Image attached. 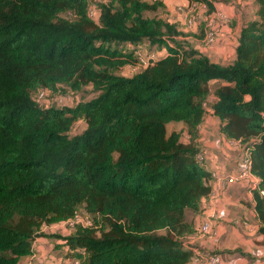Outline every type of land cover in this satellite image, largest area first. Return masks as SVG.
<instances>
[{"label": "trees", "instance_id": "obj_1", "mask_svg": "<svg viewBox=\"0 0 264 264\" xmlns=\"http://www.w3.org/2000/svg\"><path fill=\"white\" fill-rule=\"evenodd\" d=\"M188 1L204 8L203 38L215 0ZM252 1L223 64L179 38L191 34L180 21L149 15L164 0H0V264L32 255L37 237L62 238L67 264H188V215L211 192L195 141L205 104L250 156L264 234V0ZM159 48L149 65L121 72ZM86 86L98 94L74 106L35 99ZM79 120L84 130L70 135ZM80 209L91 224L43 229Z\"/></svg>", "mask_w": 264, "mask_h": 264}, {"label": "crops", "instance_id": "obj_2", "mask_svg": "<svg viewBox=\"0 0 264 264\" xmlns=\"http://www.w3.org/2000/svg\"><path fill=\"white\" fill-rule=\"evenodd\" d=\"M164 4L167 5V0H164ZM239 4L242 6L246 4L252 8L254 5L252 0L214 1L217 11H228L234 21H237L235 24L233 23L234 27L229 29L233 30L234 33L233 39L228 41L234 44L231 61L235 57L241 26L255 16V13L250 14L248 19L239 24V20H236L242 15L237 11ZM186 37L181 36L185 40ZM166 52L165 48H161L158 55H163ZM218 81L217 79L211 81L212 91L216 88ZM213 100H215V96L211 92L208 101ZM207 107L204 118L198 125L195 141L201 147L200 153L205 167L211 174V192L203 204L202 211L188 215V219L193 221L197 232L187 236L185 243L187 247L192 249L193 254L195 256L198 254L199 257L195 261L194 256L188 264H209L208 256L213 255V252L216 251L220 252L217 254L221 259L219 264H264V234L259 231L253 188L249 186L246 179L229 180L230 176L237 173V164L243 155L242 148L237 142L227 139L221 134L220 118L213 113L209 105ZM185 135L184 140L189 141L190 136L186 133ZM211 213L215 215L214 220L219 234L218 240L215 241L199 233L202 222L206 219L207 214ZM62 223L49 226L54 228L62 225ZM52 232L54 233V231ZM47 239L51 238L37 237L33 244V254L23 257L20 263L35 256L36 247L37 250L45 247L40 243H44ZM236 251H241L244 254Z\"/></svg>", "mask_w": 264, "mask_h": 264}, {"label": "rangeland", "instance_id": "obj_3", "mask_svg": "<svg viewBox=\"0 0 264 264\" xmlns=\"http://www.w3.org/2000/svg\"><path fill=\"white\" fill-rule=\"evenodd\" d=\"M203 10L204 8H202V6L198 7L190 5L188 0H167V5L155 13H149V15L162 16L169 21H180L184 31L191 33L187 35V39L185 41H189L193 46L210 57L212 61L226 64L232 59V49L234 47V44L228 42L233 39L232 35L234 34L233 30L231 31L229 29L234 27V24L237 21H234L228 11H217L208 22L209 31H212L214 34V39L212 42H210L206 36L203 38L198 36V25L205 18L203 15ZM237 11L242 14L236 18V20H239L238 23L240 24L244 20L248 19L250 14L255 13V7L254 5L252 8L246 4L243 6L239 4V6H237ZM93 14L95 15V10ZM207 32L208 31H206L205 35L209 33ZM158 50H160V48ZM121 72L125 75H132L135 70H133L131 66H127L122 69ZM97 94L98 93L94 91L91 86H86L79 92L69 91L66 93H48L46 98L40 102V105L47 106L55 104L58 106H74L78 102L89 100ZM205 107L208 109L207 105ZM85 126L86 123L84 121H77L74 124L70 135L81 133ZM79 211V215L84 221H88V219L91 220L90 217H87L84 214L82 209ZM44 230L46 232L49 231V233H53L52 231H54L56 234L63 235L69 233L70 227L68 224L63 222L62 225L54 228L48 226L45 227ZM210 239L214 241L218 240V238ZM62 241V238L51 237V239H47L44 243L41 242L42 244L40 243V245H45V247L42 246L43 248L39 250H37L38 248L36 247L35 256L24 260L20 264H67L69 262L67 259L69 258L65 256V246Z\"/></svg>", "mask_w": 264, "mask_h": 264}, {"label": "built area", "instance_id": "obj_4", "mask_svg": "<svg viewBox=\"0 0 264 264\" xmlns=\"http://www.w3.org/2000/svg\"><path fill=\"white\" fill-rule=\"evenodd\" d=\"M93 12H94V8H91L90 9V15H94ZM208 32H207L208 34L205 36H206V38H208V40L210 42H212L214 39V36H213L214 34L212 31H208ZM137 54L139 57V61L136 65L131 66L133 68V70H135V72L138 71L141 67H145V66L149 65L158 56V54H156L154 52L150 53V54H144V52H142L141 50H139L137 52ZM47 95H48V91L45 89H41L36 94L35 99H36V101L41 102L46 98ZM205 106H206V104H205ZM233 141H235L239 144L238 140H233ZM197 157L199 159H203L201 153H198ZM237 165H238V170H237L236 175L230 176L229 180L230 181H238L241 179H246V180H248V184L250 187L256 188L257 183H258V179L252 173L250 156L246 151L243 152V155L241 156ZM260 194L264 195L263 189H260ZM214 217H215L214 213L207 214L206 219L202 222L200 229H199V233L201 235H207L210 238H218L219 234H218V230L216 229V223H215ZM79 222H81L83 224H91V220L88 219V221H84L82 219V217L79 215V213L75 217L64 221V223L68 224L70 228L74 227L75 224L79 223ZM197 255L196 256L194 255L195 261L198 260V258H199ZM220 261H221V259H220L219 255H217V254H213V255L208 256V263L209 264H219Z\"/></svg>", "mask_w": 264, "mask_h": 264}]
</instances>
